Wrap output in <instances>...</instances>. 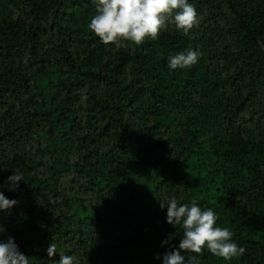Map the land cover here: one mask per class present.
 <instances>
[{"label": "trees", "instance_id": "trees-1", "mask_svg": "<svg viewBox=\"0 0 264 264\" xmlns=\"http://www.w3.org/2000/svg\"><path fill=\"white\" fill-rule=\"evenodd\" d=\"M190 2L188 35L169 18L137 45L88 29L95 0H0V185L24 175L0 188L17 201L0 239L30 264H162L183 231L171 197L212 208L245 248L186 258L264 264V0ZM189 47L197 63L170 69Z\"/></svg>", "mask_w": 264, "mask_h": 264}, {"label": "clouds", "instance_id": "clouds-1", "mask_svg": "<svg viewBox=\"0 0 264 264\" xmlns=\"http://www.w3.org/2000/svg\"><path fill=\"white\" fill-rule=\"evenodd\" d=\"M169 18L185 35L199 20L190 0H95V13L87 27L103 43L131 41L139 45L145 39L158 38ZM200 55L198 49L189 47L171 55L168 67L173 70L191 67ZM22 180L23 172L14 170L0 188L6 186L14 190ZM16 203V199L6 197L0 190V211H8ZM160 207H166V222L180 225L183 230L178 248L165 252L162 264H198L197 255L186 258L180 250L200 254L206 249L225 261L244 254L245 248L233 239V232L217 224L218 215L212 208L202 209L195 199L182 203L175 197L160 202ZM4 231V226L0 227V233ZM46 252L52 257L56 253L55 246L49 244ZM0 264H30L29 256L20 251L10 235L6 240L0 239ZM56 264H78V261L73 255H59Z\"/></svg>", "mask_w": 264, "mask_h": 264}]
</instances>
